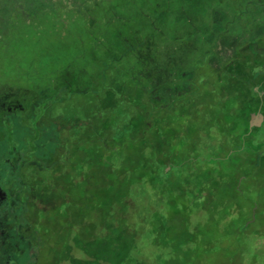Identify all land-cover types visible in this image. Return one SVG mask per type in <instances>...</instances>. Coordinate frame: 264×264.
I'll return each mask as SVG.
<instances>
[{
    "label": "trees",
    "instance_id": "1",
    "mask_svg": "<svg viewBox=\"0 0 264 264\" xmlns=\"http://www.w3.org/2000/svg\"><path fill=\"white\" fill-rule=\"evenodd\" d=\"M263 23L264 0H0V147L10 143L16 112L30 129L56 123L75 144L69 188L118 164L137 179L132 190L160 192L163 170L171 174L177 159L174 190L197 202V234L212 238L230 226L228 239L218 238L228 245L217 250L235 255L218 264L257 262L246 244L254 252L264 242V139L248 129L246 93H256L264 65ZM166 89L167 104L159 95ZM128 172L117 171L114 182ZM111 189L105 185L94 215L118 203ZM177 214L151 209L150 236L165 243L191 231ZM60 256L66 263L71 254Z\"/></svg>",
    "mask_w": 264,
    "mask_h": 264
},
{
    "label": "rangeland",
    "instance_id": "2",
    "mask_svg": "<svg viewBox=\"0 0 264 264\" xmlns=\"http://www.w3.org/2000/svg\"><path fill=\"white\" fill-rule=\"evenodd\" d=\"M190 9L197 13L196 4L191 5ZM260 33L261 43L264 44V26ZM262 60L264 62V58ZM159 95L165 97V93ZM122 108L123 104L120 103L114 111ZM16 113L17 117L8 123V128L6 127L7 140L10 143L7 141L0 147V187L2 181L5 182L4 169L10 171V168H13L5 184L15 193L14 205H20L24 191L25 193L31 191L30 193L35 195V203L23 204L18 212L21 221L30 225L32 233L35 232L40 247L31 253L30 257L26 253L21 254L18 259L16 258L15 264H218L219 258H230L235 255V252L217 250L220 246L226 248L228 245L227 240L222 242L218 238L222 239V235L227 238L230 226L225 225L222 235L212 238L208 233L204 234L201 231L197 234V214L194 213L197 202L190 200L188 202L174 190L175 185L180 187L174 177L177 175L175 168L177 159L173 160L176 164L172 163L171 174H166L170 166L163 170V179L160 178L163 189L160 192L147 188L145 193L141 190V185L139 189L132 190L128 183H136L137 179L118 164L103 178L96 173L93 175L85 173L77 185L69 188L67 185L71 177L72 152L75 149V144L71 145L70 136L66 137V133L60 136L57 129L59 125L52 122L42 126H36L35 123L30 129L27 115ZM64 114L66 118L72 117L69 111ZM102 114L105 115V111H102ZM31 123L33 124V121ZM255 135L256 137L260 135L264 139V125L261 130L255 129ZM254 140L255 138L251 136L246 145L251 146ZM242 143L239 141L238 145ZM233 146L234 144L229 145L228 148ZM200 154L201 152L196 150L194 157L198 158ZM210 155L214 156V152H210ZM167 157L168 152L165 153V158ZM147 158L148 161L152 160L151 153ZM198 159L189 163L192 174H197L200 163ZM15 168H18L20 173L15 174ZM120 170L128 173L114 182L115 174ZM254 183L255 180L252 181V184ZM108 184L112 186L111 190L118 203L113 209L96 216L93 214L94 209L99 207L103 189ZM248 186L243 182L242 189L246 190ZM151 209L159 211L175 209L183 228L191 227L192 230L188 233H179L163 243L161 235L157 236L159 238L150 236V230L147 229L146 222L150 218ZM69 214L74 216V224L67 221L66 217ZM167 218L172 219L171 216ZM256 231L253 228L249 230L250 234H255ZM24 233L25 237L29 235V231ZM210 238L212 243H207L209 246L206 248L204 242ZM246 246L249 255H256L254 259L257 262L250 258L243 264H259V254L264 252V242H261L254 252H251V244ZM22 249L26 251L24 245ZM47 250L54 253L52 256L59 257L57 262L56 259L53 261ZM129 250L130 254L126 256L130 257V261L124 257L125 252ZM62 251L71 254L66 263L61 259ZM89 255L92 256L91 259H88ZM208 256L212 257L213 262L210 260L205 262L204 259Z\"/></svg>",
    "mask_w": 264,
    "mask_h": 264
},
{
    "label": "flooded vegetation",
    "instance_id": "3",
    "mask_svg": "<svg viewBox=\"0 0 264 264\" xmlns=\"http://www.w3.org/2000/svg\"><path fill=\"white\" fill-rule=\"evenodd\" d=\"M259 73L261 74V76L258 77L259 84L257 88H254L256 93H246V105L248 108L252 107L254 109V113H260L264 116V65ZM167 91L168 90L166 89V92ZM171 95L172 93H165L164 99L166 104L171 99ZM249 120L250 116L247 119L248 129L250 130ZM263 125L264 121L260 127H253L251 130H254L255 128L261 129ZM5 166L7 167V164ZM6 169H4L6 175L4 177L5 182H7L9 178L8 175L11 176L13 168H10V171ZM15 169V174L20 173L18 168ZM5 182L3 183L2 181V186L0 187V264H15L21 254L26 253V255H29L30 257L31 253L35 252V250L40 247V242H37V239L35 238V232L32 233L30 225L21 221L18 212L22 208L23 204L26 205L31 202L35 203V195H32V193H30L31 191L29 193H25L24 191L21 195L20 205L16 206L14 205L13 200L15 193L10 191ZM75 182H77V180L74 178L70 183L71 187L75 184ZM30 188L32 189V187ZM182 202L185 201L182 200ZM25 231H29V235L27 237H25ZM23 245L26 247V251L22 249ZM9 252H12V254Z\"/></svg>",
    "mask_w": 264,
    "mask_h": 264
},
{
    "label": "water",
    "instance_id": "4",
    "mask_svg": "<svg viewBox=\"0 0 264 264\" xmlns=\"http://www.w3.org/2000/svg\"><path fill=\"white\" fill-rule=\"evenodd\" d=\"M263 121H264L263 114L251 113L249 120V128L252 129L253 127H260Z\"/></svg>",
    "mask_w": 264,
    "mask_h": 264
}]
</instances>
